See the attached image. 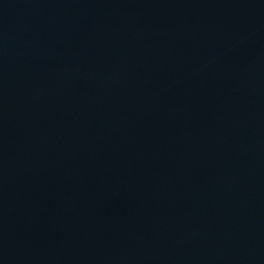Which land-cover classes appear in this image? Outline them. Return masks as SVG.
<instances>
[{"label":"water","instance_id":"obj_1","mask_svg":"<svg viewBox=\"0 0 264 264\" xmlns=\"http://www.w3.org/2000/svg\"><path fill=\"white\" fill-rule=\"evenodd\" d=\"M0 264H264V0H0Z\"/></svg>","mask_w":264,"mask_h":264}]
</instances>
